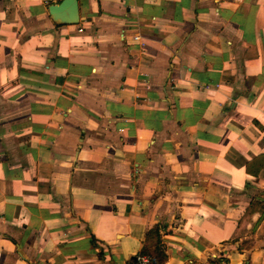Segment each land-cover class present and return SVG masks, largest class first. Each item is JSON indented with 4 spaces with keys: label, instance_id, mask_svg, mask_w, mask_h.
Here are the masks:
<instances>
[{
    "label": "crops",
    "instance_id": "1",
    "mask_svg": "<svg viewBox=\"0 0 264 264\" xmlns=\"http://www.w3.org/2000/svg\"><path fill=\"white\" fill-rule=\"evenodd\" d=\"M61 1L0 0V264H128L155 223L162 264H264V0Z\"/></svg>",
    "mask_w": 264,
    "mask_h": 264
},
{
    "label": "trees",
    "instance_id": "2",
    "mask_svg": "<svg viewBox=\"0 0 264 264\" xmlns=\"http://www.w3.org/2000/svg\"><path fill=\"white\" fill-rule=\"evenodd\" d=\"M256 209H258L256 203L251 201L238 224H236V232H234L235 237L233 241H236L239 238L238 236L245 232L246 224ZM259 210L261 214L264 213V207ZM161 229L162 225L155 223L150 229L147 230L143 241V246L138 254L139 256H149L150 258H155L157 264H162L167 259L165 246L162 241ZM221 257L222 256H219L218 260H220ZM128 264H138V261L133 260Z\"/></svg>",
    "mask_w": 264,
    "mask_h": 264
},
{
    "label": "water",
    "instance_id": "3",
    "mask_svg": "<svg viewBox=\"0 0 264 264\" xmlns=\"http://www.w3.org/2000/svg\"><path fill=\"white\" fill-rule=\"evenodd\" d=\"M49 12L56 22L77 23L79 20L77 0H62L59 4L50 6ZM131 259L136 260V257Z\"/></svg>",
    "mask_w": 264,
    "mask_h": 264
},
{
    "label": "built area",
    "instance_id": "4",
    "mask_svg": "<svg viewBox=\"0 0 264 264\" xmlns=\"http://www.w3.org/2000/svg\"><path fill=\"white\" fill-rule=\"evenodd\" d=\"M133 39L140 40V35L138 32H135L133 35ZM136 260L138 261V264H157L155 258H150L149 256H137ZM187 264H192L190 261L187 262Z\"/></svg>",
    "mask_w": 264,
    "mask_h": 264
}]
</instances>
